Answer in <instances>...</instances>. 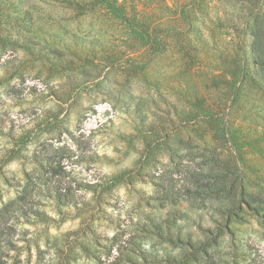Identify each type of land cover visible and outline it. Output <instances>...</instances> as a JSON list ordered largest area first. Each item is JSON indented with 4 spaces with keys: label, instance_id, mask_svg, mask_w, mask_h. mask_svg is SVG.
<instances>
[{
    "label": "clouds",
    "instance_id": "9594fccd",
    "mask_svg": "<svg viewBox=\"0 0 264 264\" xmlns=\"http://www.w3.org/2000/svg\"><path fill=\"white\" fill-rule=\"evenodd\" d=\"M0 264H264V0H0Z\"/></svg>",
    "mask_w": 264,
    "mask_h": 264
},
{
    "label": "rangeland",
    "instance_id": "374dc122",
    "mask_svg": "<svg viewBox=\"0 0 264 264\" xmlns=\"http://www.w3.org/2000/svg\"><path fill=\"white\" fill-rule=\"evenodd\" d=\"M212 86H213V87H215V86H216V82H215V81H213V84H212ZM200 103H203V101H200Z\"/></svg>",
    "mask_w": 264,
    "mask_h": 264
}]
</instances>
